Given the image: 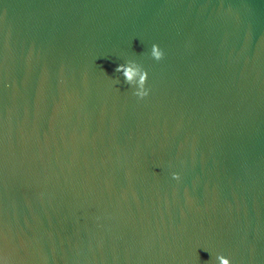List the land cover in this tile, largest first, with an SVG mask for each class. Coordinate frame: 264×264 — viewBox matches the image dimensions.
<instances>
[{
  "label": "water",
  "instance_id": "1",
  "mask_svg": "<svg viewBox=\"0 0 264 264\" xmlns=\"http://www.w3.org/2000/svg\"><path fill=\"white\" fill-rule=\"evenodd\" d=\"M218 256L264 264V0H0V264Z\"/></svg>",
  "mask_w": 264,
  "mask_h": 264
},
{
  "label": "clouds",
  "instance_id": "2",
  "mask_svg": "<svg viewBox=\"0 0 264 264\" xmlns=\"http://www.w3.org/2000/svg\"><path fill=\"white\" fill-rule=\"evenodd\" d=\"M151 56L156 60H160L163 57V52L158 45L154 44L152 46ZM115 71L122 74L125 83L136 87V91L133 93L134 95L139 98H143L148 95V90L145 88L148 73L138 64L129 61L128 64H120ZM173 178L178 179L179 177L177 174H173ZM217 260L219 261V264H230V260L224 256H218Z\"/></svg>",
  "mask_w": 264,
  "mask_h": 264
}]
</instances>
